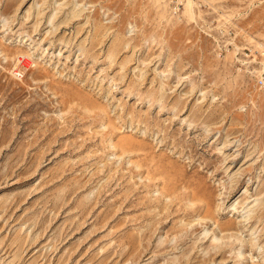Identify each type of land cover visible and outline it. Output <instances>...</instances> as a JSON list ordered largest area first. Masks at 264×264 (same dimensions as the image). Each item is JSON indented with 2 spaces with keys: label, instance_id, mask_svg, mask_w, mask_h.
Instances as JSON below:
<instances>
[{
  "label": "rangeland",
  "instance_id": "374dc122",
  "mask_svg": "<svg viewBox=\"0 0 264 264\" xmlns=\"http://www.w3.org/2000/svg\"><path fill=\"white\" fill-rule=\"evenodd\" d=\"M264 0H0V264H264Z\"/></svg>",
  "mask_w": 264,
  "mask_h": 264
},
{
  "label": "built area",
  "instance_id": "2783aa9c",
  "mask_svg": "<svg viewBox=\"0 0 264 264\" xmlns=\"http://www.w3.org/2000/svg\"><path fill=\"white\" fill-rule=\"evenodd\" d=\"M259 86L264 88V80H259Z\"/></svg>",
  "mask_w": 264,
  "mask_h": 264
}]
</instances>
